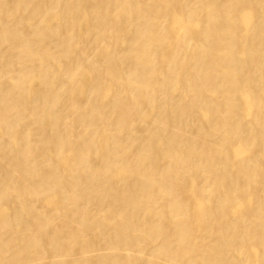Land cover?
<instances>
[{
    "label": "bare ground",
    "instance_id": "6f19581e",
    "mask_svg": "<svg viewBox=\"0 0 264 264\" xmlns=\"http://www.w3.org/2000/svg\"><path fill=\"white\" fill-rule=\"evenodd\" d=\"M0 264H264V0H0Z\"/></svg>",
    "mask_w": 264,
    "mask_h": 264
}]
</instances>
